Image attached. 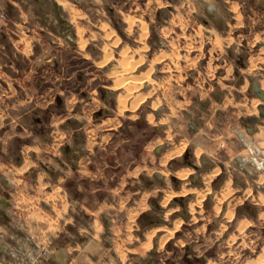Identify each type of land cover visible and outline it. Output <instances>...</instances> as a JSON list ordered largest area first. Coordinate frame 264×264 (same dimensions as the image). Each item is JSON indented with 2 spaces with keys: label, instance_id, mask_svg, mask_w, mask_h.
I'll return each mask as SVG.
<instances>
[{
  "label": "crops",
  "instance_id": "crops-1",
  "mask_svg": "<svg viewBox=\"0 0 264 264\" xmlns=\"http://www.w3.org/2000/svg\"><path fill=\"white\" fill-rule=\"evenodd\" d=\"M54 1L61 7L67 23L56 16ZM66 2L76 6L79 14L87 13L94 19H99L96 13L101 10L106 11L110 20V14L119 13L123 28H117L111 20L114 29L124 41L133 35V43L120 47V60L114 64L110 59L117 45L108 46L104 42L112 52L108 58L106 46L98 44L100 41L96 38L91 37L92 41L86 45L72 10L60 0H34L33 13L28 0H0V10L8 19L0 20V147L8 149L12 142L22 140L25 148L38 147L43 158L0 159V264H134L138 257L161 250L164 244L171 242L177 246L182 230L176 228V224L180 217L185 218L177 208L188 201L190 220L195 211L201 215L207 205H203V201L200 206H195L194 212L191 211V204L200 193L215 200L211 208H219L222 224L230 209L236 214L246 201L264 206L259 201L264 192L257 191L255 195V188L248 180L246 183L237 181V176L240 178L246 175L245 172L233 171L231 174L227 162L208 164L204 160L236 159L237 163L240 159L247 160L254 170L247 171L249 177L255 182L264 180H261L262 174L255 173L258 163L264 162L256 160L264 159V116L261 115L264 101L252 85L257 83L264 92V30L254 31L257 20L250 12L246 15L243 4L252 5L250 0H169L167 5H162L159 0H90L93 6L89 7V12L79 0ZM253 4L255 8L256 0ZM149 5L157 19L162 14L163 22L156 26L158 30L152 42L147 43L149 28L144 39L141 34L144 11ZM251 13L255 15L254 11ZM82 15L78 18H84ZM129 18L135 19L132 28L127 21ZM94 25L98 29L96 32H104V36L116 33H108L106 24L102 27ZM90 34L93 36V32ZM242 34H246L245 39ZM124 50L132 52L127 55L136 63L131 72H125L121 66ZM142 51H149L150 58L146 60ZM80 60L82 64L90 61L91 66L100 70L105 68V74H112L113 67L117 66L120 76L124 75L127 81H142V85L145 82L155 83L158 87L159 82L171 84L166 85L163 92V109L158 104L160 98L156 97L155 103L152 101L149 106L152 112L145 113L142 109L139 113L142 120L153 124L152 138L142 150L137 149V137L121 138L125 130L122 115L132 112L136 101H127L126 109L120 107V98L128 94V89L127 92L120 91L124 86L119 83L125 79H116L117 75L112 74L109 76L112 84L99 83L87 88L88 83L97 78L96 75L90 77L86 68L75 69L65 76ZM48 67L57 74L46 87L51 80L44 74ZM257 67L261 70H255ZM152 68L157 70L156 80L152 79ZM230 70L234 77L230 76ZM148 74L151 81L143 78ZM57 81L59 84H55ZM196 81L206 86L194 89ZM75 82L77 85L68 87ZM247 82L250 105L258 108L245 117L242 129H235L237 140H231L229 129L219 126L221 121L211 116L213 109L221 110L233 101L237 104L236 98L230 99L231 90L234 88L239 97L243 94L240 87H246ZM143 93L137 95V98L144 96L137 104L149 96ZM56 99L61 113L53 115L50 135L65 133L54 139L61 140L59 153L51 152L52 146L46 136V140H43L44 136L40 137L38 144L36 140L31 141V130L25 123V118L32 112V100L35 105L47 108ZM256 99L261 104H255ZM193 100L194 105H191ZM182 110L191 117L188 123H181L179 112ZM253 117L259 120L252 123ZM164 121H172L178 126L174 139L168 141V148L161 152L160 125H167L163 126L165 132L169 127ZM66 131H70L69 137ZM189 131L201 139L193 141L187 134ZM168 137L169 132L165 138ZM217 137H224L225 142L219 144ZM183 144V152L167 162L170 173L166 174L158 166H166L162 159ZM220 147L226 148L224 153L219 152ZM144 149L152 152L148 151L145 156ZM145 159H152L151 163L157 164L151 167V173L145 172ZM175 161L181 164L176 166ZM218 166L221 171L207 183L206 175ZM185 168L193 171L183 180L176 173ZM197 170H201L199 175L195 173ZM156 173L162 175L159 180ZM220 175L221 182L213 188ZM211 183L213 193L207 191ZM229 188L232 193L222 198ZM169 195L172 196L165 203ZM241 198L245 201L239 203ZM161 212L163 217L166 214L172 216L171 223L159 222ZM177 212L180 213L174 215ZM233 213L229 215L233 216ZM155 215L159 217L156 219ZM243 217L234 223L236 229H240L244 221L255 220L250 216ZM150 218L146 227L143 226L142 221ZM164 218L168 220V217ZM204 225L201 223V227Z\"/></svg>",
  "mask_w": 264,
  "mask_h": 264
},
{
  "label": "rangeland",
  "instance_id": "rangeland-1",
  "mask_svg": "<svg viewBox=\"0 0 264 264\" xmlns=\"http://www.w3.org/2000/svg\"><path fill=\"white\" fill-rule=\"evenodd\" d=\"M60 1L63 2L64 5L68 9L72 10V14L75 16V18H74L75 24L77 25V28L80 32L82 41H84L86 43V45L90 40L92 41L91 37L99 40L100 42H98V44L101 43L104 47L105 46L107 47V43H108V46H109V44L110 45H113V44L117 45V47L113 48L114 49L113 50L114 55H112V58L110 59V61L113 62L114 64L118 63V61L120 60V53H119L120 47L123 44H128V45L131 44L132 45L133 37H134L133 35H130L129 38L126 39L127 41H124L123 37L115 31L114 24L117 25L118 27L123 28V24H122V21H121L120 16H119L120 14L119 13L110 14L111 20L114 22V24H113V22L109 18V15L104 10H101L100 13L99 12L96 13V14H98L96 18H99L100 20L94 19V17L90 14H89V16L87 15V13L83 14V15L79 14L80 11L78 12L77 11L78 8L76 6H74L72 3H68V2H66V0H60ZM79 1L81 2V4L84 7H86L88 9L87 11L89 12V7L93 6V5H91V3H89L90 0H79ZM143 1H145V0H143ZM159 1L161 2L162 5H167L169 0H159ZM28 2L32 4V7H33L32 13H33L34 12L33 9L35 7V4L32 2H34V0H28ZM103 2H104V0H103ZM250 2L252 3V5L245 2V4H243V7L246 8V15L250 12V15H252V17H254L257 20L256 25H255L256 29L254 28L255 29L254 31L259 32V30H264V0H256V7H255L256 9L253 8V6H255L253 4V0H250ZM99 3H100V1H99ZM144 9H145V7H144ZM46 11H47V9H46ZM253 11H254L255 15H253L251 13ZM0 13H1V10H0ZM144 13H145L144 17H143L144 18V24L145 25L148 24L147 26H149L148 28H149V33H150L148 38L146 39V42L148 43L149 41L152 42V39H154V35H155L156 31L158 30L156 28V26H159V22L162 23L163 21H162V17H161L162 14H161V16H159V19L156 18L154 9L152 10V5H149V8L145 9ZM78 15L79 16L82 15L84 18H81V19L78 18ZM30 16L31 15L29 14L28 17H30ZM36 18L37 17H35V19ZM7 20L8 19L3 20V21H7ZM54 23H56L55 24L56 27H59L58 22H55V20H54ZM94 24H97L100 27H102L103 24L104 25L106 24L108 26V29H107L108 33L109 32L113 33V34L115 32L116 33L114 36H112V35H110V36L105 35L104 36V32H101L99 34L98 32H96L98 29L95 27ZM258 26H259V28H258ZM1 28L2 27L0 25V29ZM148 28H147V30H148ZM91 32H93V36L90 34ZM242 35L245 39L246 34H242ZM123 41H124V43H123ZM104 42H107V43L104 44ZM256 52H257V50H256ZM131 53L132 52H129V54H131ZM143 54H144V57L146 60L150 58V57H148L150 54L149 51H147V52L144 51ZM85 55H88V54L85 53ZM133 55H138V54L133 53ZM255 57H257V56H255ZM95 58H96V55H95ZM81 61L82 60H80V63H78V65H76L75 67L70 68L68 70V72L65 73V76H68L69 74L71 75L75 69L86 68L87 72H90V77H93L91 75H96V78H97V80H95V81H90L88 83L87 88H91V86L98 85L99 83L105 84V85L112 84V80L109 77L112 74L117 75L116 79H125L126 80L125 76H122L120 78L119 71H117V70H119V68L117 66L113 67L114 71L112 74L111 73L108 74L109 72L107 74H105V72H107L105 70V68H101L102 70H100V68H98V67L91 66L90 61L86 60L87 62L84 64H82ZM48 68H49L48 72L46 70V72H44V74L48 78H50L51 80H49V83L46 85V87H49L51 85L50 81L54 80L55 76L57 74L56 71H54V69L52 67H48ZM150 70L153 71L151 74L152 79L156 80L157 77H155V76L158 75V73H156L157 70L155 68H152ZM181 70H183V69H181ZM255 70L259 71L261 69L257 67ZM93 71H94V73L91 74V72H93ZM182 72L183 71H181V73ZM213 74H215V73H213ZM229 74H230V76L234 77V73H232L231 70H230ZM118 75H119V77H118ZM58 82L59 81H57L55 84H59ZM62 82H64V80H62ZM159 83H160L159 87L155 83H151V84L148 83L149 87H147L148 84H147V82H145V83H143V85H140L141 87H138L135 89L133 88L131 94H129V97H128L129 102L135 101L137 98V95L141 92L142 93L146 92L149 95V96H147V98L142 103L134 105L135 108L132 109L133 110L132 112H126V113L124 112V114L122 115V119L124 121L123 125H124L125 130H123V134H122L121 138L137 137V140H136L137 141V149L142 150L144 146H147V143L150 141V139L152 138L151 136L153 134V126H152L153 124L147 123V121L144 119L142 120L140 117V114H139L140 111L143 109V111L145 113L152 112V110H150L149 106L152 105V101H154V99L156 97L160 98V100L158 101V104L161 105L162 109H163V105H165V99H164L163 92L166 89L167 84L165 85V84H162L161 82H159ZM75 85H77L76 82L73 84L70 83L68 85V87L69 86L70 87L75 86ZM81 86H83V85H81ZM167 86L169 87V86H171V84H168ZM205 86L206 85L201 83L200 81H196V84L193 85L194 89H197V90L200 89L201 87L203 88ZM208 86H210V85H208ZM211 87H212V85H211ZM224 87L226 89H229L225 84H224ZM43 88H45V85ZM147 88H149V89H147ZM248 89H249V84L247 82L246 87H243V88L240 87V90L243 91V94L239 97H236L237 96L236 92L234 91V88H232V90H231L232 95L230 96V99H232V97H234V98H236L238 103L235 104V101H233L232 103H230L229 106H222L221 110L216 111L213 109V115L211 116V118H213V119L217 118L218 120L221 121V124L219 126L224 128L225 130L229 129V135H230L231 140L232 139L237 140L235 129L236 128L242 129L243 123L246 122L245 117L248 114L253 113L251 111H255V107H252L250 105L251 101L249 100V97H247V90ZM125 90H127L126 87H123L120 89V91H124V92H125ZM98 92H99V90H98ZM95 93H97V92L95 91ZM244 94H245V96H244ZM222 95H225V93H222ZM96 97L98 98L97 94H96ZM165 97H167V96H165ZM58 102H59V100L56 99L53 104L49 105L47 108H43L42 106L35 105V100H32L31 101L32 112H31L30 116L25 118V120H26L25 123L29 126V129L31 130L30 131L31 132L30 133L31 134V136H30L31 141L36 140L35 143L38 144V142H40L39 141L40 137L42 138L44 136L43 140H46V138H48L49 139L48 142H50L49 144H50V146H52L49 149H51V152H53V153H59L60 149L62 150L61 145H60L61 140L59 141L57 139L56 140H54V139L59 138L61 136H64L63 134H65V133H62L59 135L54 134L53 136L50 135L51 134L50 131L52 129V126H51L52 121L51 120L53 118V115H55L56 113H61L59 111L60 106H59ZM193 102H194V100L191 101V105H194ZM254 102H253V105H254ZM154 103H155V101H154ZM102 104H103V102L101 101V105ZM257 108H258V106H256V109ZM179 118L182 119L181 123H183V124L191 121L190 120L191 117L190 116L188 117V115H185V111H183V110L181 112H179ZM210 121H212V120H210ZM164 122H168L167 124L169 125V127H167V131L165 132L164 131L165 128L163 127L165 124L160 125V128H161L160 129L161 152H165V150L169 146V142L172 141V139H174L173 135H174V132L178 126V125H176L177 123L174 124L172 121H164ZM129 126H132V127H129ZM165 126H167V125H165ZM168 132H169L168 138H171V139L165 138L166 135L168 134ZM69 133H70V131L69 132L66 131V134H68V137H69ZM187 134H188V136L189 135L192 136L193 141L201 139V138H199V135L198 136L194 135V133H192L190 131ZM213 134H215V133H213ZM45 136H46V138H45ZM217 141L219 142V144H222L223 142H225V139H224V137L223 138L217 137ZM22 143H23L22 140H16V141L12 142V145H10V148H8V149H2V147H0V159H43L42 155H41V150H39L38 147H30V148L26 147L25 148V147H23ZM127 143H128V145L131 144L129 142H127ZM225 149L226 148L220 147L219 152L224 153ZM148 151H151V150H147V149L145 150L144 149L145 156L147 155ZM43 154H44V156L47 155L45 153H43ZM62 155L66 156L65 152H63ZM52 156H54V155H52ZM191 156L193 158L192 154H191ZM54 157H52V158H54ZM199 157H201V155ZM148 158H150V157H148ZM197 160H199L198 162L201 163L200 158ZM204 160L208 164L212 163V161H215V164H217L219 161L227 162V168H229L231 170V174H233L232 173L233 171H235V172L242 171V172L246 173V175H243V176L241 175L240 178L237 176V178H236L237 181L239 180L242 183L243 182L246 183V181L248 180L249 184H251L252 187L255 188V192H256L255 195H257V193H258L257 191L264 192V182H263L264 181L263 180L264 179V169H262L261 166L257 165L258 167L255 168V173H257V175L262 174L263 177L261 180H263V181L255 182L247 174V171L249 169L251 171L253 170V168L248 166L249 161H247V160L245 161L243 159H240L241 161H239V163H237L236 159H204ZM256 160L258 162H261L264 159H256ZM145 161H146L145 168L147 169V170H145V172L147 171V172L151 173L152 172L151 167H156L157 164L156 165L152 164L151 163L152 159H145ZM175 162L176 163H174V164L176 166H178V164H181L180 161H175ZM168 163L166 165V164H163V162H162V164L166 165V166H158L166 174L170 173V171L168 169L169 168ZM250 163L252 164V162H250ZM217 168L220 169L219 166ZM201 170L200 171L197 170L195 173L197 175H199L201 173ZM220 171H221V169H220ZM212 185H213V183H211L209 185V189L207 191H212V193H213V189L211 190ZM214 187H216V185H213V188ZM229 191H230V189H228V191L223 195L222 198L225 199L228 195H230L232 193V191L231 192H229ZM184 193H186V192H184ZM0 194H1V191H0ZM171 196L172 195H170L169 199L171 198ZM207 197H210V196L208 194H205L204 199H206V200L203 199V205H204V203L207 204L206 205V211H202L201 215L195 211L194 216H193V220H190V215L187 212L188 201H186L183 206L177 208L178 211L185 214L184 215L185 218L180 217L178 220V221H181V224L179 225L178 229H181L182 231H181V234L179 235L180 241H177V246L171 242L164 244L163 249L153 250L148 256H145L143 258L138 257L137 260L134 261V264H249L252 260H257L259 255L263 252L262 249L264 246V212H263L264 206L263 205L255 206L251 202L246 201L245 204L243 206H241L240 209L237 210L236 214H234L233 211L230 209V212H232L234 215L232 216V214H230L231 215L230 216L229 215L230 212H229L227 214V217L224 219L223 224H222L221 211L218 212L219 208H217V209L211 208L213 203H215V200H213V198H207ZM243 201H245V200H243V198L239 199V203H242ZM167 202H168V200H167ZM257 207L262 208V210L258 209ZM260 211H261V214H260ZM180 212H177L174 215L179 214ZM162 213L163 212H161L162 219H160L159 222H161L164 225L169 224V222L171 223V217L172 216H168V214H166V216H164L166 218L168 217V220H166L163 217ZM187 214H188V216H187ZM258 214H260L259 218H258ZM243 216H247V217L250 216V217L255 218V220L251 221V219H250V222H251V223L249 222L250 225L245 226L246 228H244L243 230H241V229L239 230L238 228L236 229L237 226H235L234 223L238 222V220L240 218H244ZM156 217L158 218L159 216L155 215L154 218H156ZM200 217H203V220H201ZM154 218H152V219H154ZM150 220H151V218L147 219V221L144 219V221H142L143 226L146 227V225L148 224V222ZM201 223H205L206 225L201 227ZM219 226H220V228H219ZM217 229H218V231H217ZM154 233H156V231ZM236 237H237V239H236ZM177 238L174 241H176ZM187 247L189 249H187Z\"/></svg>",
  "mask_w": 264,
  "mask_h": 264
},
{
  "label": "bare ground",
  "instance_id": "bare-ground-1",
  "mask_svg": "<svg viewBox=\"0 0 264 264\" xmlns=\"http://www.w3.org/2000/svg\"><path fill=\"white\" fill-rule=\"evenodd\" d=\"M135 18V17H134ZM134 18H129L127 21H128V23L130 24V28H132V26H133V24L135 23V19ZM105 27V26H104ZM147 25H145V24H142V34H141V39H144L146 36H147V34H148V30H147ZM111 34H107V36H110ZM82 44L84 45L85 43L84 42H82ZM85 46V45H84ZM106 49V54H107V58L110 56V55H112V52H109V49H108V47H106L105 48ZM127 53H129L128 52V50H124L123 51V61H122V59H121V66L123 67V69H124V71L126 72V71H132L133 69H135V65H136V63L135 62H133L132 60H130L129 59V55H127ZM134 59V58H133ZM257 59V58H256ZM120 71H122V69L120 70ZM116 75V74H115ZM120 75V74H119ZM119 75H118V77H119ZM122 76H124V75H122ZM122 76H120V78L122 77ZM117 77V76H116ZM129 77V76H128ZM143 78L144 79H148L149 81H151V78H150V74H148V75H146V76H143ZM143 78L141 79V80H143ZM133 79H135V77H133ZM142 81H136V80H132V81H125V80H121V82L119 83V85H123L124 87H126L127 89H128V94L126 95V96H122L121 98H120V100H119V104H120V107H122V108H127L128 107V105H127V101H128V97H129V94H131V92H132V90H133V88L135 89V88H138V87H140V85H142V83H141ZM263 87H264V84H263ZM127 91V90H126ZM126 94V93H125ZM124 95V94H123ZM133 95V94H132ZM120 97V96H119ZM133 97V96H132ZM131 97V98H132ZM143 97L144 96H140L139 98H137L136 99V101L134 102V104H133V106H132V108H135L134 107V105H137V103L138 102H140L142 99H143ZM130 98V99H131ZM258 103H260V101H259V99H256L255 100V104H258ZM255 111H256V108H255ZM151 120H152V118H150ZM258 138V137H257ZM259 139V138H258ZM264 139V138H263ZM263 139H261V140H263ZM187 142V141H186ZM264 147V146H263ZM184 144H183V146L182 147H180V148H176L175 150H173V151H170L163 159H162V161L161 162H163V164H167V162L172 158V157H174L175 155H179V154H181L182 152H183V150H184ZM197 154L199 155L200 154V150H198L197 151ZM191 169H184V170H179L176 174H177V176L179 177V178H186L190 173H191ZM219 170L218 169H216V170H214L213 171V173L212 174H210L209 176H207V179L210 181V180H212V178L214 177V175H216V173L218 172ZM135 173H137V172H135ZM205 179H206V177H205ZM231 185V184H230ZM230 189V188H229ZM232 190L230 189V191L229 192H231ZM224 195V194H223ZM204 194H201L200 195V197L201 198H204ZM170 197V196H169ZM169 200V199H168ZM202 201V200H201ZM259 201L261 202V203H264V196H261L260 198H259ZM165 202H167V200L165 201ZM201 202H199V204H200ZM191 206H192V204H191ZM200 206V205H199ZM106 208V207H105ZM191 210H193V209H191ZM234 215V214H233ZM231 216V215H230ZM134 217V216H133ZM231 218V217H230ZM130 224V223H129ZM128 224V225H129ZM249 224V221H244L242 224H241V227H240V229L241 230H243L244 228H246L245 226H247ZM250 225V224H249ZM131 227V226H130ZM239 229V230H240ZM98 230H100V229H98ZM173 233V232H172ZM152 235L153 234H151V236H150V238L152 237ZM236 239H237V237H236ZM152 244V243H151ZM262 253L259 255V257L257 258V260H252L249 264H264V246H263V249H262Z\"/></svg>",
  "mask_w": 264,
  "mask_h": 264
},
{
  "label": "water",
  "instance_id": "water-1",
  "mask_svg": "<svg viewBox=\"0 0 264 264\" xmlns=\"http://www.w3.org/2000/svg\"><path fill=\"white\" fill-rule=\"evenodd\" d=\"M53 3H54V6H55V13H56V16L58 17V19H59L60 21H62V22L67 23L68 21H66V20L62 17V14H61V7L59 6V4H58L56 1H54ZM252 85H253V88H254L256 94H257V95H258V96L264 101V92H263V90L261 89V87H260L257 83H255V82H253ZM261 115L264 116V113L261 112ZM258 120H259V118H257V117H253L251 122L253 123V122L258 121ZM187 154H188V153H186L185 156H187ZM190 165H191L192 167L197 168V166H196L195 164H193V163H190ZM258 165L261 166L262 169H264V162H263V163H260V164L258 163ZM156 177H157L158 179H160V178L162 177L161 173H156Z\"/></svg>",
  "mask_w": 264,
  "mask_h": 264
},
{
  "label": "flooded vegetation",
  "instance_id": "flooded-vegetation-1",
  "mask_svg": "<svg viewBox=\"0 0 264 264\" xmlns=\"http://www.w3.org/2000/svg\"><path fill=\"white\" fill-rule=\"evenodd\" d=\"M116 27L118 28L117 25H116ZM259 104H261V101H260ZM250 143H251V142H249V144H250ZM185 169H191V168H185ZM217 169L220 171L219 168H217ZM181 170H182V169H181ZM191 170H192V169H191ZM219 171H218V172H219ZM218 172H217V173H218ZM212 173H213V172H212ZM212 173H210V174H212ZM217 173H216V175H217ZM210 174L206 175V179H205V180L207 181V183H209V182L211 181V180L209 181V180L207 179V176H209ZM216 175H214V177H215ZM188 176H189V175H188ZM188 176H187V177H188ZM155 177H156V176H155ZM187 177L184 178V179H183V178H181V179L185 180V179H187ZM214 177H213V178H214ZM213 178H212V179H213ZM156 179L159 180L157 177H156ZM221 180H222V175H220V176L217 178V180L215 181L214 185H216L217 183H220ZM201 194H204V195H205L204 192L199 194L198 199H197L196 202H194V203L192 204V206H191V209H193V210H191L192 212L195 211V206H199V205L202 204V201H203V199L205 198V196H204V198H201V197H200ZM169 196H170V195H169ZM169 196L165 199V201H166L167 199H169ZM169 200H170V199H169ZM169 200H168V201H169ZM201 200H202V201H201ZM221 200H222V198L220 199V201H221ZM199 202H201V203L199 204ZM165 203H167V202H165ZM180 224H181V221H178L177 224H176V228H178ZM171 234H173V233L171 232Z\"/></svg>",
  "mask_w": 264,
  "mask_h": 264
},
{
  "label": "built area",
  "instance_id": "built-area-1",
  "mask_svg": "<svg viewBox=\"0 0 264 264\" xmlns=\"http://www.w3.org/2000/svg\"><path fill=\"white\" fill-rule=\"evenodd\" d=\"M6 19H7V15H6V13L1 12V13H0V20H6Z\"/></svg>",
  "mask_w": 264,
  "mask_h": 264
}]
</instances>
